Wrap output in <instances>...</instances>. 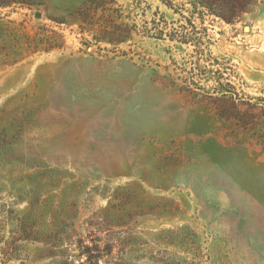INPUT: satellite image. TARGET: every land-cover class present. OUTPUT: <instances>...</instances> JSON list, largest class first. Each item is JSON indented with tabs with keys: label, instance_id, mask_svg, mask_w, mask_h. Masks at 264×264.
<instances>
[{
	"label": "rangeland",
	"instance_id": "rangeland-1",
	"mask_svg": "<svg viewBox=\"0 0 264 264\" xmlns=\"http://www.w3.org/2000/svg\"><path fill=\"white\" fill-rule=\"evenodd\" d=\"M21 1L0 5V264H264V0L234 22ZM106 3L163 36L97 41Z\"/></svg>",
	"mask_w": 264,
	"mask_h": 264
},
{
	"label": "trees",
	"instance_id": "trees-1",
	"mask_svg": "<svg viewBox=\"0 0 264 264\" xmlns=\"http://www.w3.org/2000/svg\"><path fill=\"white\" fill-rule=\"evenodd\" d=\"M137 3L143 2V0H136ZM13 2H23L21 0H7L1 1V6L11 5ZM250 0H193L195 6H201L206 8L210 14H214L226 20L227 22L238 21L241 15L245 11L246 5ZM112 3H116L113 0ZM136 3V4H137ZM168 5H172L168 1ZM122 5L118 7L109 6V4H104L102 6V24L97 30L98 35L96 36L97 41H106L111 44H119L125 42L127 39H131L135 33L142 34L144 36H155L160 38L163 36V31L159 29V23L155 20L154 33L148 28L140 30L136 24L131 27L122 21ZM110 12V13H108ZM82 30L92 31V29L82 27Z\"/></svg>",
	"mask_w": 264,
	"mask_h": 264
},
{
	"label": "bare ground",
	"instance_id": "bare-ground-1",
	"mask_svg": "<svg viewBox=\"0 0 264 264\" xmlns=\"http://www.w3.org/2000/svg\"><path fill=\"white\" fill-rule=\"evenodd\" d=\"M152 111V110H151ZM165 111H167V113H164V115L162 116V112L160 113V115H159V112L157 111L156 113L154 112V111H152V114H151V116H153L154 118H153V121H169L170 119H169V111H168V108L166 107L165 108ZM171 118V117H170ZM172 119V118H171Z\"/></svg>",
	"mask_w": 264,
	"mask_h": 264
}]
</instances>
